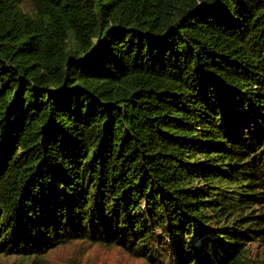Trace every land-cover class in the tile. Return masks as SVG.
<instances>
[{"label":"trees","instance_id":"16d2710c","mask_svg":"<svg viewBox=\"0 0 264 264\" xmlns=\"http://www.w3.org/2000/svg\"><path fill=\"white\" fill-rule=\"evenodd\" d=\"M75 241L257 264L264 0H0V256Z\"/></svg>","mask_w":264,"mask_h":264},{"label":"rangeland","instance_id":"374dc122","mask_svg":"<svg viewBox=\"0 0 264 264\" xmlns=\"http://www.w3.org/2000/svg\"><path fill=\"white\" fill-rule=\"evenodd\" d=\"M252 261L264 263V241L249 243ZM153 263L141 256H135L119 247L92 245L83 241L61 245L43 254L41 258L20 259L14 255L0 256V264H163L159 257Z\"/></svg>","mask_w":264,"mask_h":264}]
</instances>
